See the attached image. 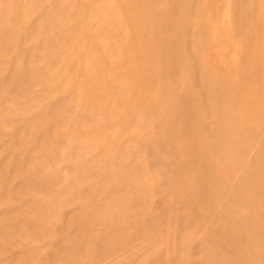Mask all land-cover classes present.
I'll list each match as a JSON object with an SVG mask.
<instances>
[{
    "label": "rangeland",
    "instance_id": "obj_1",
    "mask_svg": "<svg viewBox=\"0 0 264 264\" xmlns=\"http://www.w3.org/2000/svg\"><path fill=\"white\" fill-rule=\"evenodd\" d=\"M0 264H264V0H0Z\"/></svg>",
    "mask_w": 264,
    "mask_h": 264
},
{
    "label": "bare ground",
    "instance_id": "obj_2",
    "mask_svg": "<svg viewBox=\"0 0 264 264\" xmlns=\"http://www.w3.org/2000/svg\"><path fill=\"white\" fill-rule=\"evenodd\" d=\"M200 189H201V188H200ZM200 189H199V192L201 191Z\"/></svg>",
    "mask_w": 264,
    "mask_h": 264
}]
</instances>
